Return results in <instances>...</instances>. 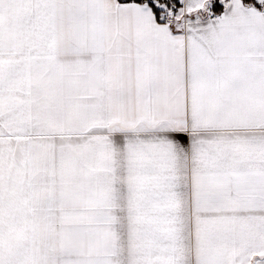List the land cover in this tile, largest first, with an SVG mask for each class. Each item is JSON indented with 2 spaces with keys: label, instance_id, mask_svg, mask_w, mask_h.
Segmentation results:
<instances>
[{
  "label": "snow or ice",
  "instance_id": "6c2138e0",
  "mask_svg": "<svg viewBox=\"0 0 264 264\" xmlns=\"http://www.w3.org/2000/svg\"><path fill=\"white\" fill-rule=\"evenodd\" d=\"M0 264H264V0H0Z\"/></svg>",
  "mask_w": 264,
  "mask_h": 264
}]
</instances>
